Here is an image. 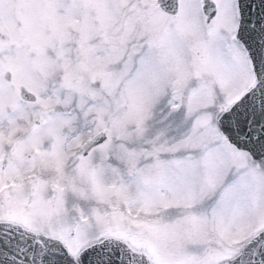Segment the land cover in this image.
I'll use <instances>...</instances> for the list:
<instances>
[{
  "label": "snow or ice",
  "instance_id": "1",
  "mask_svg": "<svg viewBox=\"0 0 264 264\" xmlns=\"http://www.w3.org/2000/svg\"><path fill=\"white\" fill-rule=\"evenodd\" d=\"M0 264H264V0H0Z\"/></svg>",
  "mask_w": 264,
  "mask_h": 264
}]
</instances>
